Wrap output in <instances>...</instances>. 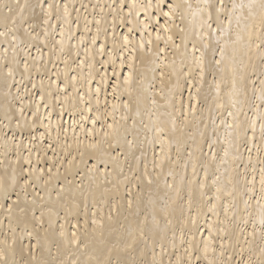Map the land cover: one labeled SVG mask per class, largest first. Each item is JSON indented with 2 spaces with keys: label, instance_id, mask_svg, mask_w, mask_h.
Here are the masks:
<instances>
[{
  "label": "bare ground",
  "instance_id": "bare-ground-1",
  "mask_svg": "<svg viewBox=\"0 0 264 264\" xmlns=\"http://www.w3.org/2000/svg\"><path fill=\"white\" fill-rule=\"evenodd\" d=\"M261 4L0 0V264H264Z\"/></svg>",
  "mask_w": 264,
  "mask_h": 264
},
{
  "label": "snow or ice",
  "instance_id": "snow-or-ice-1",
  "mask_svg": "<svg viewBox=\"0 0 264 264\" xmlns=\"http://www.w3.org/2000/svg\"><path fill=\"white\" fill-rule=\"evenodd\" d=\"M261 6L264 7V0H262ZM124 39H125V43L129 42L127 37H125ZM141 47H143V44H141ZM101 51H103V47L101 48Z\"/></svg>",
  "mask_w": 264,
  "mask_h": 264
}]
</instances>
